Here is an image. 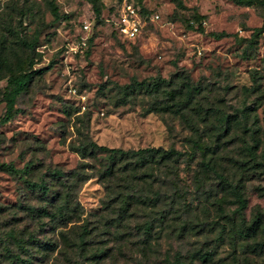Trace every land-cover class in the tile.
Listing matches in <instances>:
<instances>
[{
    "label": "rangeland",
    "instance_id": "rangeland-1",
    "mask_svg": "<svg viewBox=\"0 0 264 264\" xmlns=\"http://www.w3.org/2000/svg\"><path fill=\"white\" fill-rule=\"evenodd\" d=\"M52 1L0 0V86L31 73L0 123V264H264V0H133L158 14L134 39L121 0ZM93 144L181 155L123 193Z\"/></svg>",
    "mask_w": 264,
    "mask_h": 264
},
{
    "label": "trees",
    "instance_id": "trees-1",
    "mask_svg": "<svg viewBox=\"0 0 264 264\" xmlns=\"http://www.w3.org/2000/svg\"><path fill=\"white\" fill-rule=\"evenodd\" d=\"M87 1L91 5L93 13L96 16H98L99 6L97 5V0H87ZM130 1H132L133 4L137 6L138 12L142 17H145L146 14L149 12V10L142 8V6H140L137 2H134L133 0ZM236 1L240 3L251 4L255 1H261V0H236ZM49 5L51 11L55 14L56 7L53 4L52 0H49ZM197 20L200 21V18L198 17ZM30 78H31V73L29 71H23L14 74L12 73L5 78V84L0 86V101L4 102V110H3V114L0 117V123L8 120L16 111V108H14V100L16 96L19 95L25 89L28 82L30 81ZM156 81L160 82L163 81V79L156 78ZM133 83L137 85H141L140 81L138 82L135 81ZM93 146L99 151L108 152L106 156L108 160V165H106L103 168V172L100 174L99 177L105 183H110L112 179H117L118 182L116 186H118L120 189L117 191H121L123 193H127L128 190L135 187V185H140L141 183H143L145 179H147L146 171L147 170L151 171L153 165L159 166L160 163L164 168L163 174L166 177H168L167 172L171 173L170 175H172L173 173H175V168L177 167L176 164L179 160V156L181 155V151L175 149L174 147L161 148V147H153V146H144L135 149H131V148L122 149L118 147L108 148L105 146L95 145V144H93ZM79 153L82 154V152ZM262 164L264 165V158L262 160ZM1 166L9 170L13 169L12 166L9 164L2 163ZM34 185H36L42 193L47 192V188L43 184L39 183ZM239 187L240 185L237 183L231 185L230 189L234 199L238 202V207H242L244 205V200L241 197V190ZM105 189L107 188L105 187ZM158 193L159 192H156V194ZM144 197L146 198V196ZM259 215L260 213L257 212L251 224L246 226V228H243V230L248 232H253L255 227L258 225ZM72 229H74V227L69 230L65 229L64 231H62V233L66 234L67 232H75V230ZM171 264H178V263L174 262Z\"/></svg>",
    "mask_w": 264,
    "mask_h": 264
},
{
    "label": "built area",
    "instance_id": "built-area-1",
    "mask_svg": "<svg viewBox=\"0 0 264 264\" xmlns=\"http://www.w3.org/2000/svg\"><path fill=\"white\" fill-rule=\"evenodd\" d=\"M146 18L150 21H155L158 19V14L151 12L146 14L145 17H142L138 12L137 6H135L132 1L121 0L113 12V18L111 19V22L113 24V30L119 36H122L126 39H134L140 35ZM82 29H88L87 22L82 24ZM84 45L85 38L80 36V40L76 43V45L70 48L74 51H77V49L82 48Z\"/></svg>",
    "mask_w": 264,
    "mask_h": 264
}]
</instances>
